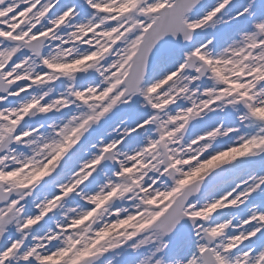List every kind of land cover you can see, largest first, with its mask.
I'll return each mask as SVG.
<instances>
[{
  "label": "snow or ice",
  "instance_id": "obj_1",
  "mask_svg": "<svg viewBox=\"0 0 264 264\" xmlns=\"http://www.w3.org/2000/svg\"><path fill=\"white\" fill-rule=\"evenodd\" d=\"M58 261L264 264V0H0V264Z\"/></svg>",
  "mask_w": 264,
  "mask_h": 264
},
{
  "label": "rangeland",
  "instance_id": "obj_2",
  "mask_svg": "<svg viewBox=\"0 0 264 264\" xmlns=\"http://www.w3.org/2000/svg\"><path fill=\"white\" fill-rule=\"evenodd\" d=\"M63 2H67V1H65V0H63ZM260 169H259V166H257L256 167V169H255V171H259ZM255 171H254V174H255ZM163 205H161V207H162Z\"/></svg>",
  "mask_w": 264,
  "mask_h": 264
},
{
  "label": "bare ground",
  "instance_id": "obj_3",
  "mask_svg": "<svg viewBox=\"0 0 264 264\" xmlns=\"http://www.w3.org/2000/svg\"><path fill=\"white\" fill-rule=\"evenodd\" d=\"M194 163V162H193ZM57 264H62V261H58Z\"/></svg>",
  "mask_w": 264,
  "mask_h": 264
}]
</instances>
